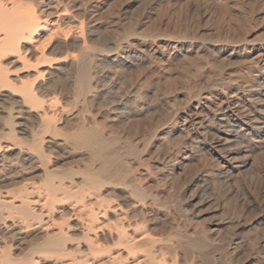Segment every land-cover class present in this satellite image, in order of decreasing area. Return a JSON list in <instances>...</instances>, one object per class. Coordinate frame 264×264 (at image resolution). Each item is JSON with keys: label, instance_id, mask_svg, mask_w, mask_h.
Masks as SVG:
<instances>
[{"label": "bare ground", "instance_id": "obj_1", "mask_svg": "<svg viewBox=\"0 0 264 264\" xmlns=\"http://www.w3.org/2000/svg\"><path fill=\"white\" fill-rule=\"evenodd\" d=\"M0 264H264V0H0Z\"/></svg>", "mask_w": 264, "mask_h": 264}, {"label": "rangeland", "instance_id": "obj_2", "mask_svg": "<svg viewBox=\"0 0 264 264\" xmlns=\"http://www.w3.org/2000/svg\"><path fill=\"white\" fill-rule=\"evenodd\" d=\"M126 5H127V4H124L123 6H126ZM102 16H104V17H103V18L100 17V18L102 19V21H105L106 18H107V15H105V14L103 15V14H102ZM101 19H100V20H101ZM117 32H118V30H117ZM114 33L116 34V31H114ZM235 221H236V222H235ZM237 221H238V220H234V221L232 222L231 228H232L233 230H236L235 227H238V226H237L238 224L236 225V223H238V222H240V221H238V222H237ZM233 223H234V224H233ZM234 225H236V226H234ZM232 226H233L234 228H233Z\"/></svg>", "mask_w": 264, "mask_h": 264}]
</instances>
